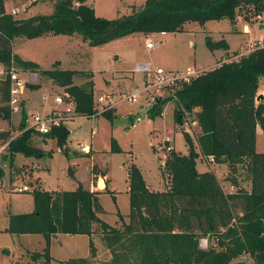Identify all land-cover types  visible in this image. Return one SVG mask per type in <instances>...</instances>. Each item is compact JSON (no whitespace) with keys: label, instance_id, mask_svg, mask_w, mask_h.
<instances>
[{"label":"trees","instance_id":"1","mask_svg":"<svg viewBox=\"0 0 264 264\" xmlns=\"http://www.w3.org/2000/svg\"><path fill=\"white\" fill-rule=\"evenodd\" d=\"M86 1L77 0L76 5L74 0H57L51 14L16 18L6 13L5 1L0 0V64L5 70L9 67L16 36L78 33L90 45L101 46L135 33L179 31L189 21L205 24L228 18L236 23L238 15L250 19L264 11V0H146L142 9L108 19L97 16ZM210 47L228 50L229 44L222 39L211 42ZM240 57L203 72L175 92L179 104L174 111L176 122L182 125L185 113L193 112L200 151L214 163L227 165L226 180L235 188L232 193L224 190L216 173L197 169L200 153L191 134L184 132L188 153L171 148L166 159L172 172L168 189L149 188L139 168L131 166L129 220L120 215V225H111L100 217L104 212L99 200L102 190L86 188L81 181L73 190L36 187L34 210L11 215L8 228L18 234L39 233L46 240L44 249L31 252L23 264H54L51 240L62 233L89 235L93 260L97 255L93 237L100 234L112 257L96 264H231L245 254L253 257L254 264H264V152L256 148L257 125L264 130V104L256 101L264 76V46ZM16 60L25 70L39 68L33 61ZM42 74L65 88L76 113L95 115L92 72L43 69ZM76 75L85 82L74 84ZM9 100L10 79L4 74L0 77V113L11 120ZM163 102L157 100L149 109L150 117L162 114ZM112 111L102 114L112 119ZM60 126L46 135L57 136L63 145L69 131ZM21 131L14 138L11 131H0V144L9 142L11 158L17 153L34 156L39 149L31 142L35 129ZM112 143V151H121L116 139ZM97 169L94 165L91 171L94 188L106 176ZM75 173L70 167L69 174L77 180ZM239 182H246L248 187ZM212 236H216L217 246L201 248V238L209 240ZM91 258H72L65 263H95Z\"/></svg>","mask_w":264,"mask_h":264},{"label":"rangeland","instance_id":"2","mask_svg":"<svg viewBox=\"0 0 264 264\" xmlns=\"http://www.w3.org/2000/svg\"><path fill=\"white\" fill-rule=\"evenodd\" d=\"M4 1L8 11L23 0ZM56 1L39 0L27 13H20L17 18L51 14L54 12ZM86 2L93 4L97 16L115 19L142 9L146 0ZM74 3L77 5V0H74ZM262 15L250 19L238 15L236 23L228 18L210 20L205 24L189 21L179 31L166 32L165 35L154 32L149 35L157 45L151 50L146 46L149 35L142 33L125 36L101 46L90 45L78 33L35 38L16 36L13 40V51L18 60L33 61L39 65L38 70L34 72L38 80L27 83L24 97L28 105L25 110L12 113L11 120L0 118V131L9 130L16 136L23 128L35 129L34 115L46 116L50 112H56L60 117V127H67L69 132L61 145L57 136L44 135L35 129L31 142L39 149L34 156L17 153L11 158L8 150L0 153V264H23L31 252L42 251L46 246L42 234H18L8 231L11 215L34 210L33 190L36 187L41 186L49 191L73 190L77 188L78 181H81L86 188L102 190L99 200L104 212L99 215L111 225L122 223L120 215L125 221L129 220V172L133 164L139 168L149 188L168 189L172 183V172L170 167L166 166L169 149L174 148L178 153L187 154L189 148L184 132H189L195 143L198 129L192 124L193 112L185 113L182 126L176 122L174 111L179 104L175 92L179 84L170 86L161 93L147 91L145 75L137 70L138 65L151 64L153 68L179 73L188 68L207 72L214 69L217 61L230 52L211 48V42L225 39L232 51L240 49L243 45L242 52L249 49L245 48L247 42L264 39V28H260V25L264 24V11ZM245 26L250 27V34L243 32ZM240 58L237 56L232 60ZM226 59L227 57L223 58ZM43 69L92 72L95 82V115L87 117L76 113L74 102L68 98L65 88L42 74ZM2 75L0 73V77ZM25 77L29 79L30 75L25 74ZM85 80L76 75L73 82L81 85ZM260 86L264 94V76L260 78ZM132 89L142 91V96L134 102L124 99L121 94L123 90ZM100 95L107 96L108 99L113 98L114 102L107 101V104L101 107L97 104ZM43 96L48 99L44 100ZM57 96L63 97L64 102H56ZM158 97L160 101L165 100L162 114L150 117L148 111L155 105ZM258 103L264 104V98ZM103 107L113 110L112 119L101 113ZM180 108L185 110L181 105ZM113 138L117 140L121 151H112ZM80 144L90 147V151L83 152ZM256 148L258 152H264L262 129L257 137ZM198 150L200 151L199 147ZM207 160L200 155L197 169L200 172L213 171L224 190H232L233 185L226 180L229 169ZM94 165H97L98 171L106 172L108 176L101 177L98 188H94L91 183ZM70 167L76 170L77 180L69 174ZM25 184L30 187V191L12 190ZM239 184L247 187L246 182ZM101 237L98 233L93 237L97 247V255L93 260L89 235H56L50 244L54 264H66L68 260L79 257L91 258L92 263L95 262L93 264L110 261L112 255ZM205 239L207 238L203 237L200 240L201 248H205ZM211 244L217 246L216 236L209 238L207 247ZM231 264H254V259L250 254H245L233 260Z\"/></svg>","mask_w":264,"mask_h":264},{"label":"built area","instance_id":"3","mask_svg":"<svg viewBox=\"0 0 264 264\" xmlns=\"http://www.w3.org/2000/svg\"><path fill=\"white\" fill-rule=\"evenodd\" d=\"M39 0H23L19 5L14 6L11 10L6 11V13L13 15L17 18L20 13H27L30 7L37 3ZM161 35H165L166 32H160ZM157 45V42L153 39L151 35L148 36L146 41V46L149 50L153 49ZM264 46V39H260L258 41H249L246 44L245 48H249L248 50L242 51L238 56L246 55L249 52L255 50L258 47ZM248 52V53H246ZM138 71H141L145 75V85L147 91L154 92H162L166 91L170 86H175L177 84L182 85L183 83H189L194 78H197L203 73L202 69L197 68H188L185 72H170L166 71L163 68H153L151 64H141L137 67ZM25 69H23L16 60L15 54H12L11 63L7 70L3 69L0 71L1 74L8 75L10 79V100L9 106L11 108L12 113H17L22 111L23 104V94L27 83L35 82L38 80L36 73L29 71L30 75L29 79L25 77ZM124 99H127L131 102L136 101L139 97L142 96V91L137 89H132L131 91L123 90L121 92ZM44 100H47V96L42 97ZM159 98V97H158ZM55 101L58 103H63V97L57 96L55 97ZM113 103V98L108 99L107 96L100 95L97 100V104L104 106L105 104ZM110 105V104H109ZM109 105L107 107H109ZM107 107L101 108V113L107 110ZM96 109V108H95ZM34 122L33 126L36 130L40 131L41 134H49L52 132L54 127H57L61 124L60 117L56 112H50L46 116H42L36 114L33 116ZM135 126V125H134ZM169 141V140H168ZM9 142L0 144V153H2L8 146ZM80 148L83 152H89L90 147L80 144ZM14 192H24L30 191V187L28 185H24L22 187H14L12 189ZM208 246V238L205 239V247Z\"/></svg>","mask_w":264,"mask_h":264},{"label":"crops","instance_id":"4","mask_svg":"<svg viewBox=\"0 0 264 264\" xmlns=\"http://www.w3.org/2000/svg\"><path fill=\"white\" fill-rule=\"evenodd\" d=\"M259 16H263L262 14L261 15H259ZM26 18V17H25ZM260 28H264V24L263 25H260ZM245 34H250L251 33V31H250V27L249 26H245V29H244V31H243ZM112 42V41H111ZM247 42V41H246ZM229 44V43H228ZM230 46V45H229ZM243 46V45H242ZM242 46H241V48H242ZM241 48L240 49H237V50H235V51H232V50H230V49H228V50H226V51H230L229 53H227L225 56H223L220 60H218L217 61V63H216V65H215V67H217V66H219L222 62H224V61H226V60H228V61H231L232 59H234L235 57H237L238 55H239V53L241 52ZM243 51V50H242ZM234 52H237V55H235V57H233L234 56ZM15 54V53H14ZM228 56H230L229 58H228ZM225 57H227V59L226 60H223V58H225ZM3 68H4V66L2 65V64H0V71H2L3 70ZM29 71H31V70H26L25 71V73L26 74H28V72ZM31 72H36V71H31ZM25 93V92H24ZM260 94H263V90L261 89V86H260V84H259V91H258V95H260ZM264 95V94H263ZM260 100V99H259ZM259 100H257L256 99V101H257V103L259 102ZM24 104V105H23ZM23 104H22V110L24 111L25 110V108L27 107V105H28V103H27V99L24 97V94H23ZM196 110H198V109H196ZM196 121H193L192 122V124H194V125H196ZM183 125V124H182ZM181 125V126H182ZM263 130V128L260 126V125H257V137H258V135H259V131L260 130ZM22 132V131H21ZM17 136V135H16ZM15 136H13L12 135V138H14ZM167 140V139H166ZM4 143H6V142H4ZM195 147H196V150L200 153V155L201 156H203L202 155V153H201V151H199L198 150V147H199V145H198V143L197 142H195ZM5 150H8V148H6ZM9 152V151H8ZM10 153V152H9ZM10 157H11V155H10ZM200 157V156H199ZM204 157V159H208L207 161H209V162H213L212 161V158L211 157H205V156H203ZM214 164H217V163H214ZM217 165H221V166H225L226 168H228L227 167V165L226 164H217ZM106 176H107V173H106ZM108 177V176H107ZM107 183V182H106ZM108 184H109V180H108ZM234 187V186H233ZM232 187V188H233ZM248 187V186H247ZM235 190V188H233L232 190H230V191H227L228 193H232L233 191ZM58 238V237H57Z\"/></svg>","mask_w":264,"mask_h":264},{"label":"water","instance_id":"5","mask_svg":"<svg viewBox=\"0 0 264 264\" xmlns=\"http://www.w3.org/2000/svg\"><path fill=\"white\" fill-rule=\"evenodd\" d=\"M91 7H93V4L91 5ZM261 15V14H260ZM264 98V95L263 94H260L257 96V100L259 99H263ZM158 101H159V98H158ZM24 105V104H23ZM0 118H4V116L0 113ZM67 129V127H66ZM68 130V129H67ZM69 131V130H68Z\"/></svg>","mask_w":264,"mask_h":264}]
</instances>
